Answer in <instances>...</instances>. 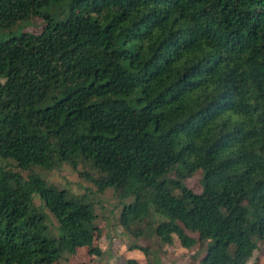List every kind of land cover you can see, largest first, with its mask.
Here are the masks:
<instances>
[{
  "label": "trees",
  "instance_id": "16d2710c",
  "mask_svg": "<svg viewBox=\"0 0 264 264\" xmlns=\"http://www.w3.org/2000/svg\"><path fill=\"white\" fill-rule=\"evenodd\" d=\"M56 3L63 21L0 42V264L101 255L94 204L36 173L60 164L130 201L135 240L248 264L264 244V0H0V29Z\"/></svg>",
  "mask_w": 264,
  "mask_h": 264
},
{
  "label": "rangeland",
  "instance_id": "374dc122",
  "mask_svg": "<svg viewBox=\"0 0 264 264\" xmlns=\"http://www.w3.org/2000/svg\"><path fill=\"white\" fill-rule=\"evenodd\" d=\"M42 16L28 18L16 23L8 29H0V42L11 37H19L24 33L32 34L38 32L44 25V15H50L56 22H61L66 17V8L61 3L51 4L41 9ZM1 163V160H0ZM48 184L59 190H66L77 196H86L94 204L96 215L95 224L98 229L95 244L101 249L100 256L91 255L87 248H80L73 255H64L57 264H125L128 259H135L139 264H200V259L205 252L196 245L191 248H183L178 240L170 246H161L156 237H147L135 240L129 233L119 225V216L124 204L120 203L115 191L108 189L98 193L94 185L84 181L78 173L67 164H60L52 171L36 170ZM202 172L195 173L186 180V185L195 193L201 191ZM35 205L46 215V224L52 234L57 236L58 223L56 219L45 208L38 197L34 198ZM159 221L166 220L163 217ZM196 237V235H192ZM133 244L148 248L149 255L145 256L141 249H130ZM258 249L254 252L248 264H264V244L259 243Z\"/></svg>",
  "mask_w": 264,
  "mask_h": 264
}]
</instances>
